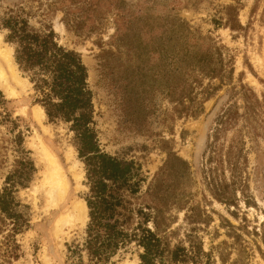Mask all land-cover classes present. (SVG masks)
Returning a JSON list of instances; mask_svg holds the SVG:
<instances>
[{
    "label": "rangeland",
    "instance_id": "rangeland-1",
    "mask_svg": "<svg viewBox=\"0 0 264 264\" xmlns=\"http://www.w3.org/2000/svg\"><path fill=\"white\" fill-rule=\"evenodd\" d=\"M9 7L34 28L50 26L87 67L99 148L135 164L137 191L121 190L134 216L124 230L134 231L138 209H159L160 246L187 257L165 250L152 264H264V0H0V15ZM6 33L0 26L14 56ZM17 68L32 85L9 77L15 96L0 85L11 114L0 115V191L21 154L32 164L26 186L10 190L27 221L13 231L0 212V264H140L143 247L128 237L106 261L88 254L89 208L84 227L56 235L63 208L47 210L36 188L46 169L39 138L65 169L68 144L82 162L84 187L69 171V199L91 197L86 168L68 122L46 115L44 130L35 118L40 95ZM144 225L155 230L151 218Z\"/></svg>",
    "mask_w": 264,
    "mask_h": 264
},
{
    "label": "trees",
    "instance_id": "trees-1",
    "mask_svg": "<svg viewBox=\"0 0 264 264\" xmlns=\"http://www.w3.org/2000/svg\"><path fill=\"white\" fill-rule=\"evenodd\" d=\"M20 8L9 7L0 15V26L7 30L5 40L14 46V58L21 71L29 75L35 91L40 95L36 100L44 108L49 121L69 123L74 133V144L83 160L88 178L91 197L86 199L89 208L86 249L96 260L106 261L116 250L119 242L133 238L143 247L140 264H152V259L165 250L173 259L187 258L179 246L173 249L160 246L157 217L159 209L150 213L137 210L139 216L134 231L129 235L124 230L134 219L132 208L127 207L121 190L131 186L136 192L138 183L131 182L136 176L135 164L131 160L116 158L99 148L93 122L92 91L88 87L87 67L78 52L67 49L56 41L53 29L46 25L41 30L32 27ZM7 100L0 90V115L9 120L10 111L5 106ZM21 138L18 136V144ZM21 152V149H20ZM18 167L7 174L6 185L0 191V212L12 219L14 230L21 229L27 221L26 205L14 200L11 186L19 183L26 186L30 176L29 164L23 154L17 160ZM136 185V186H135ZM135 186V187H134ZM120 206V207H119ZM131 211V212H130ZM115 216L113 219L109 218ZM151 218L155 230L145 227ZM0 220H3L0 216ZM13 233V232H12ZM10 233L11 237L14 234ZM9 235V234H8ZM19 248L15 239L8 243L6 252L17 257ZM1 252V249H0Z\"/></svg>",
    "mask_w": 264,
    "mask_h": 264
},
{
    "label": "bare ground",
    "instance_id": "bare-ground-1",
    "mask_svg": "<svg viewBox=\"0 0 264 264\" xmlns=\"http://www.w3.org/2000/svg\"><path fill=\"white\" fill-rule=\"evenodd\" d=\"M56 25L59 23L55 20ZM89 74L90 70L88 71ZM9 77L14 80L16 85L21 87L31 86V82L27 77L20 75L17 68V63L14 60L12 47L2 40L0 34V85L10 95H20V92L9 85ZM90 77V76H89ZM33 114L39 123L46 118L43 107L39 104L33 106ZM48 125L42 124L44 130H47ZM42 162L45 163V171L40 183L36 186L38 189H43L46 199L47 210L63 208L55 219L56 235L68 236L70 230L66 228L84 227L88 220V207L83 199H69V190L71 188L70 175L76 182V188H82L84 185L81 179L84 175V170L81 168L82 162L75 158L76 151L73 146L68 144L65 152V157L69 165L65 169L58 157L52 153L49 147L39 138V144L35 147ZM186 154V152H184ZM70 171V175L68 172ZM1 180V179H0ZM63 206V207H62ZM61 245V243H59ZM49 255L45 256L46 262H49Z\"/></svg>",
    "mask_w": 264,
    "mask_h": 264
}]
</instances>
